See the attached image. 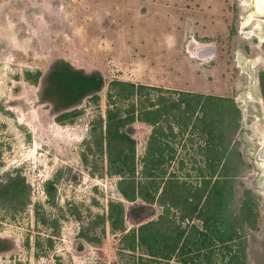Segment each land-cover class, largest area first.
<instances>
[{"label": "rangeland", "instance_id": "rangeland-1", "mask_svg": "<svg viewBox=\"0 0 264 264\" xmlns=\"http://www.w3.org/2000/svg\"><path fill=\"white\" fill-rule=\"evenodd\" d=\"M253 1L0 0V183L18 173L30 185L25 208L0 207V264L142 263L139 253L134 258L121 251V233L98 217L107 216L111 200H124L121 177L109 170L92 133L106 115L113 79L234 100L239 112L231 114V164L220 166L213 180L222 170L231 176L234 211L245 201L253 206L231 244L245 249L246 264H264V16ZM83 75L94 83L75 91ZM75 109L80 113L73 119L58 120ZM172 127L174 136L162 140L173 147V159L158 183L174 177L195 191L207 165L206 135ZM131 133L141 178L152 126L137 121ZM125 204L127 228L164 211L141 198ZM35 210L55 219L54 226L38 223ZM180 215L173 216L181 221ZM192 222L202 228L199 218L183 225ZM85 233L96 239L88 241ZM38 239L43 246H36ZM216 251L210 264L230 256L225 248Z\"/></svg>", "mask_w": 264, "mask_h": 264}, {"label": "trees", "instance_id": "trees-1", "mask_svg": "<svg viewBox=\"0 0 264 264\" xmlns=\"http://www.w3.org/2000/svg\"><path fill=\"white\" fill-rule=\"evenodd\" d=\"M39 75L37 72V77ZM92 79L83 75L80 81L76 80L75 91L81 87L89 91L94 83ZM261 80L264 92V74ZM165 92H169L170 97H166ZM93 99L97 102L99 95L94 94ZM196 112L201 114L194 118ZM234 112L239 109L230 97L166 90L161 86L120 79L110 82L106 115H100L92 133L99 137L96 143L107 154L109 170L121 177L118 187L124 200H111L107 216L98 214V217L109 222L112 230L121 233L120 247L124 254L135 258L139 253L141 264H171L172 260H177L176 264H210L217 253L216 248L222 247L230 251L227 260L223 255V264H246L245 249L242 252L234 250L231 243L245 228V219L249 215L245 209L248 207V212H253V206L245 201L238 211H234L230 205L233 192L227 190L233 180L231 176L222 170L213 180L220 166L229 167L231 164L230 148L235 127L231 114ZM79 113L80 110H67L58 120L73 119ZM195 119L199 125L193 123ZM137 121L152 126L149 150L142 160L141 178L137 176V141L131 133L132 125ZM164 122L168 125V132L164 131ZM174 124L182 132L191 128V131L198 130L206 135L207 165L202 169L203 185L195 191L174 177L158 183L157 177L162 179L166 173L164 164L173 159V147L162 139L174 136ZM166 148L169 151L167 157ZM208 169L210 174L205 173ZM47 184L45 191L50 195L52 182ZM29 188L21 174L9 175L0 183V207L6 205L15 211L25 208L29 202ZM139 198L159 203L164 211L157 219L127 228L125 200L136 202ZM176 212L181 214V221L173 216ZM35 216L38 223L54 226L51 221L55 219L51 220L45 211L35 210ZM194 218L202 221V228L193 222L183 225V221ZM82 236L88 241L96 239L86 233ZM53 239V236L47 237L48 247L53 245ZM36 246H43L40 239L36 240ZM194 250L197 253H192Z\"/></svg>", "mask_w": 264, "mask_h": 264}, {"label": "bare ground", "instance_id": "bare-ground-1", "mask_svg": "<svg viewBox=\"0 0 264 264\" xmlns=\"http://www.w3.org/2000/svg\"><path fill=\"white\" fill-rule=\"evenodd\" d=\"M253 6L257 14L264 16V0H254Z\"/></svg>", "mask_w": 264, "mask_h": 264}, {"label": "crops", "instance_id": "crops-1", "mask_svg": "<svg viewBox=\"0 0 264 264\" xmlns=\"http://www.w3.org/2000/svg\"><path fill=\"white\" fill-rule=\"evenodd\" d=\"M166 89V88H165ZM178 91V90H177ZM182 91H184V92H194V91H192V90H182ZM194 93H201V94H205V93H202V92H194ZM192 254V253H191ZM189 264H197L196 262H192V263H189Z\"/></svg>", "mask_w": 264, "mask_h": 264}]
</instances>
